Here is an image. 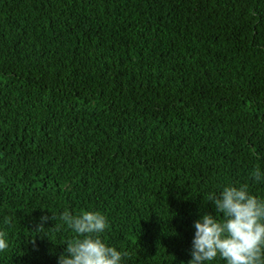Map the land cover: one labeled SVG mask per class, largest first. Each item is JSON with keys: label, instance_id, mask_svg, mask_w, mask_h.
Listing matches in <instances>:
<instances>
[{"label": "trees", "instance_id": "16d2710c", "mask_svg": "<svg viewBox=\"0 0 264 264\" xmlns=\"http://www.w3.org/2000/svg\"><path fill=\"white\" fill-rule=\"evenodd\" d=\"M256 167L264 0H0V264H58L65 209L121 264H188L209 193L264 200Z\"/></svg>", "mask_w": 264, "mask_h": 264}, {"label": "clouds", "instance_id": "9594fccd", "mask_svg": "<svg viewBox=\"0 0 264 264\" xmlns=\"http://www.w3.org/2000/svg\"><path fill=\"white\" fill-rule=\"evenodd\" d=\"M250 176L256 182L264 180L259 167L254 168ZM207 201L213 205L215 215L204 213L194 222L192 258L188 264H206L217 257L226 264H264V200L250 194L248 185L244 184L224 186L219 194L209 193ZM48 219L42 216V223L36 230H44L43 222ZM58 219L75 233L66 241L58 264H121L128 256L126 251H118L101 238L109 225L100 212L83 211L73 215L65 209ZM4 223L12 224V218L6 216ZM54 227L59 230L61 225ZM5 237L6 233L0 231V252L8 249Z\"/></svg>", "mask_w": 264, "mask_h": 264}]
</instances>
